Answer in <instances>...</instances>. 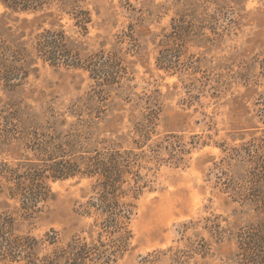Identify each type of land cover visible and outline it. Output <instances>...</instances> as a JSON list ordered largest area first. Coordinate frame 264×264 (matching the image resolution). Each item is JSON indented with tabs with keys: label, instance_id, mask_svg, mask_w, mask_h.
Masks as SVG:
<instances>
[{
	"label": "rangeland",
	"instance_id": "obj_1",
	"mask_svg": "<svg viewBox=\"0 0 264 264\" xmlns=\"http://www.w3.org/2000/svg\"><path fill=\"white\" fill-rule=\"evenodd\" d=\"M52 28L82 56H115L106 70L116 80L37 59L31 43ZM0 40L30 53L24 63L9 58V85L0 79V170L33 159L24 144L3 140L17 120L30 138L71 134L86 150L110 142L147 155L145 187L127 197L136 198L131 250L87 264H236V235L264 220V0L0 3ZM46 184L47 198L30 213L0 194V216L12 218L16 234H56L40 254L86 236L78 210L93 195L88 178Z\"/></svg>",
	"mask_w": 264,
	"mask_h": 264
},
{
	"label": "trees",
	"instance_id": "obj_2",
	"mask_svg": "<svg viewBox=\"0 0 264 264\" xmlns=\"http://www.w3.org/2000/svg\"><path fill=\"white\" fill-rule=\"evenodd\" d=\"M0 3L20 10L37 6V0H0ZM80 12L83 17L79 25L86 30L88 13ZM31 47L37 59L51 66L83 68L90 71L98 82L112 83L116 80L106 70L115 56L105 55L104 51L82 56L80 45L75 48L69 46L64 30L44 29L35 35ZM29 55L23 43L13 48L0 40V79L6 78L9 85L7 74L11 68H16L15 65L10 66V60L24 63ZM6 125L8 127L1 130L3 140L13 139L24 144L33 151V159L16 167L2 165L0 194L4 192L10 198H18L25 213L36 211L38 204L47 198L48 178H88L92 182L93 195L78 210V214L89 221L82 231L86 236L74 238L65 247H56L45 254H40L41 246L55 244V233L51 236L46 234L42 240L19 235L14 232L12 218L0 216V264L113 263L131 250L133 234L130 222L135 208L131 199L136 198L127 197L139 195L145 187L142 170L145 169L147 155L140 150L141 146L123 148L120 144L103 142L101 147L86 150L88 143L76 135L68 134L63 138L51 135L47 138L33 133L30 138L19 120L16 124L10 122ZM236 237V264H264V220L255 228L240 231Z\"/></svg>",
	"mask_w": 264,
	"mask_h": 264
}]
</instances>
